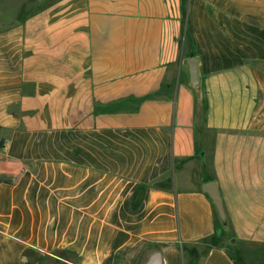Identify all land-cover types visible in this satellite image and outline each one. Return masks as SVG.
Segmentation results:
<instances>
[{
    "label": "crops",
    "instance_id": "0c3cea01",
    "mask_svg": "<svg viewBox=\"0 0 264 264\" xmlns=\"http://www.w3.org/2000/svg\"><path fill=\"white\" fill-rule=\"evenodd\" d=\"M49 1L0 29V264H264V0Z\"/></svg>",
    "mask_w": 264,
    "mask_h": 264
},
{
    "label": "rangeland",
    "instance_id": "374dc122",
    "mask_svg": "<svg viewBox=\"0 0 264 264\" xmlns=\"http://www.w3.org/2000/svg\"><path fill=\"white\" fill-rule=\"evenodd\" d=\"M44 1L46 4L41 5L40 0H0V29L10 24L14 25L32 19L42 11L47 12L48 9H51V5H49L51 1ZM183 33V27L180 23L176 35H174L175 49H180Z\"/></svg>",
    "mask_w": 264,
    "mask_h": 264
},
{
    "label": "water",
    "instance_id": "95a60500",
    "mask_svg": "<svg viewBox=\"0 0 264 264\" xmlns=\"http://www.w3.org/2000/svg\"><path fill=\"white\" fill-rule=\"evenodd\" d=\"M189 65H190V69H189L190 80L192 83L196 84L197 68H196L195 58L189 59ZM202 188L205 192L208 193V195L212 199V202L216 207L217 213H218L221 221L225 222V214H224V210H223L222 200L220 198L216 183L213 181L208 182Z\"/></svg>",
    "mask_w": 264,
    "mask_h": 264
},
{
    "label": "built area",
    "instance_id": "2783aa9c",
    "mask_svg": "<svg viewBox=\"0 0 264 264\" xmlns=\"http://www.w3.org/2000/svg\"><path fill=\"white\" fill-rule=\"evenodd\" d=\"M27 168L26 167H22L21 169H20V172H22V173H26L27 172Z\"/></svg>",
    "mask_w": 264,
    "mask_h": 264
}]
</instances>
